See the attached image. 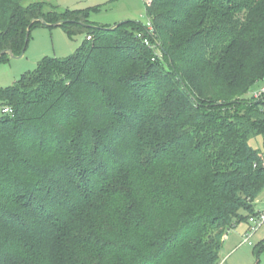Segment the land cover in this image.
<instances>
[{"label": "trees", "instance_id": "16d2710c", "mask_svg": "<svg viewBox=\"0 0 264 264\" xmlns=\"http://www.w3.org/2000/svg\"><path fill=\"white\" fill-rule=\"evenodd\" d=\"M26 1L0 61L44 22L92 38L0 87V264H218L264 190V0H152L154 33Z\"/></svg>", "mask_w": 264, "mask_h": 264}, {"label": "rangeland", "instance_id": "374dc122", "mask_svg": "<svg viewBox=\"0 0 264 264\" xmlns=\"http://www.w3.org/2000/svg\"><path fill=\"white\" fill-rule=\"evenodd\" d=\"M44 1L56 5L59 9L87 10L91 24L94 26L113 27L133 22L148 26L147 0H27L25 4ZM87 32H68L62 25L38 24L31 29L29 41L24 53L9 55L0 61V87L6 88L15 84L24 73L33 71L46 56L66 58L73 54L85 41ZM155 55L163 58L159 44L151 41ZM158 46V47H157ZM155 47V48H154ZM264 84L261 82L248 93H254ZM2 106L0 104V114ZM255 148L264 151V138L256 136L250 139ZM256 208L264 206V190L256 200ZM258 209V208H257ZM246 222L238 223L237 227L227 232L229 239H224L221 258L218 264H264V225L252 236L250 245L244 242L243 234L247 231Z\"/></svg>", "mask_w": 264, "mask_h": 264}, {"label": "built area", "instance_id": "2783aa9c", "mask_svg": "<svg viewBox=\"0 0 264 264\" xmlns=\"http://www.w3.org/2000/svg\"><path fill=\"white\" fill-rule=\"evenodd\" d=\"M152 0H147V3L149 4ZM149 28V30L154 33V27L153 25L150 24L147 26ZM87 39H91L92 36L91 35H87L86 36ZM145 43L150 46L151 48V40L150 39H146ZM155 48V47H154ZM253 97L255 99H262L264 100V84L254 93ZM5 111H12V109L9 106H6ZM249 223V227L247 229V231L243 234L244 237V242L249 243L250 245H252L251 242V238L253 236V234L262 226L264 225V207L262 209H258L257 213L254 215H251L249 217L248 220Z\"/></svg>", "mask_w": 264, "mask_h": 264}, {"label": "crops", "instance_id": "0c3cea01", "mask_svg": "<svg viewBox=\"0 0 264 264\" xmlns=\"http://www.w3.org/2000/svg\"><path fill=\"white\" fill-rule=\"evenodd\" d=\"M262 138H264V137H262ZM264 206H262V205H259L257 208L258 209H262ZM247 226H248V224H247ZM225 239H229V237H228V235L226 234L225 235Z\"/></svg>", "mask_w": 264, "mask_h": 264}, {"label": "water", "instance_id": "95a60500", "mask_svg": "<svg viewBox=\"0 0 264 264\" xmlns=\"http://www.w3.org/2000/svg\"><path fill=\"white\" fill-rule=\"evenodd\" d=\"M44 23L48 25V23H46V22H44Z\"/></svg>", "mask_w": 264, "mask_h": 264}]
</instances>
